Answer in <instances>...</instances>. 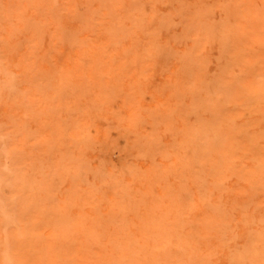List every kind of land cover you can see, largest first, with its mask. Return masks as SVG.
<instances>
[{
	"label": "rangeland",
	"instance_id": "1",
	"mask_svg": "<svg viewBox=\"0 0 264 264\" xmlns=\"http://www.w3.org/2000/svg\"><path fill=\"white\" fill-rule=\"evenodd\" d=\"M0 264H264V0H0Z\"/></svg>",
	"mask_w": 264,
	"mask_h": 264
}]
</instances>
